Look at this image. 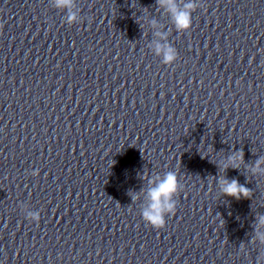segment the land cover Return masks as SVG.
<instances>
[{
    "label": "clouds",
    "instance_id": "obj_1",
    "mask_svg": "<svg viewBox=\"0 0 264 264\" xmlns=\"http://www.w3.org/2000/svg\"><path fill=\"white\" fill-rule=\"evenodd\" d=\"M57 8H68L72 5L73 0H54ZM158 3L166 5L171 13L174 25L177 31L188 32L192 27V13L196 9V0H188L183 8L179 7L177 0H158ZM75 14L68 16V23L74 22ZM157 35H161L157 33ZM155 51L157 54H163L164 63L172 64L177 59V51L170 45L156 44ZM243 160V153H234L229 157L230 166L238 167L237 161ZM261 161H257L256 168H259ZM227 166L225 167L226 170ZM256 169H254L255 171ZM35 174V173H34ZM221 191L226 196H231L236 199L241 197L248 198L250 190L244 185H241L237 180L220 179ZM149 184L153 185L147 191L149 204L141 211L143 220L155 229H163L166 226L165 214L175 215L176 201L174 197L181 189L178 174L175 171H168L163 177L157 176L154 180H149ZM137 199V197H133ZM31 215V214H30ZM33 219L38 220V216H32ZM259 223L264 225V216L260 217ZM261 241L264 242V236H261Z\"/></svg>",
    "mask_w": 264,
    "mask_h": 264
}]
</instances>
